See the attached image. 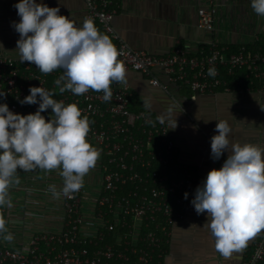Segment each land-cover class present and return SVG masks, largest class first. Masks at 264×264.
<instances>
[{
  "label": "built area",
  "instance_id": "1",
  "mask_svg": "<svg viewBox=\"0 0 264 264\" xmlns=\"http://www.w3.org/2000/svg\"><path fill=\"white\" fill-rule=\"evenodd\" d=\"M87 3L86 18L112 39L126 75L140 72L151 76L153 85L167 88L154 75L158 68L170 82L196 92L222 88L264 93V43L258 42L252 50L242 45L235 52L226 45H214L199 56L181 48L153 55L133 49L116 32L112 24L115 0ZM217 15L216 0H208L198 10V27L214 31ZM210 67H215V77L208 75ZM239 72L251 83L258 80V86H244L236 78ZM63 75L62 68L43 74L34 64L22 63L0 49V91L6 93L0 103L14 113L33 114L39 105L21 101L30 95V87L42 86L55 93L57 101L77 104L90 121L87 139L100 153L91 186L85 176L78 191L60 195L63 219L57 229L33 231L21 246L14 247L1 242L3 225L0 264H162L173 226L185 218L195 174L179 161L178 145L167 123L146 110L132 109L134 93L125 79L112 83V98L105 102L103 92L61 93L55 82ZM51 113L48 109L42 114ZM2 216L0 209V220ZM242 264H264V230Z\"/></svg>",
  "mask_w": 264,
  "mask_h": 264
},
{
  "label": "crops",
  "instance_id": "2",
  "mask_svg": "<svg viewBox=\"0 0 264 264\" xmlns=\"http://www.w3.org/2000/svg\"><path fill=\"white\" fill-rule=\"evenodd\" d=\"M19 0H0V49L19 58L17 41L20 36L12 26L19 22L14 5ZM49 7H60V14L82 25L88 10L87 0H37ZM208 0H115L112 24L121 38L133 49L153 55H167L181 48L199 56L214 45L255 47L264 42V17L258 16L250 0H216L218 15L216 29L198 27V10ZM258 39V40H257ZM154 75L167 86H155L151 76L130 71L124 80L133 93L132 109L146 110L169 126L178 145V159L196 176L185 218L175 223L162 264H242L261 231L246 242V247L225 258L215 248V238L207 228V214L198 215L191 201L195 191L212 169L222 167L229 152L214 160L211 138L218 134L217 121L225 120L232 128L235 142L250 143L264 148V93L258 91L227 92L218 89L201 93L179 83L170 82L160 69ZM120 86V84H118ZM28 115L31 113L18 112ZM51 119V115H45ZM177 124L176 128L172 125ZM60 169L46 171H17L6 190L3 210L4 233L1 242L21 246L27 237L38 230H54L63 219L62 199L50 193L63 187ZM86 175L87 185L94 175ZM11 239H7V237Z\"/></svg>",
  "mask_w": 264,
  "mask_h": 264
},
{
  "label": "clouds",
  "instance_id": "3",
  "mask_svg": "<svg viewBox=\"0 0 264 264\" xmlns=\"http://www.w3.org/2000/svg\"><path fill=\"white\" fill-rule=\"evenodd\" d=\"M250 2L253 11L264 17V0ZM14 8L20 17L12 26L20 36L16 50L22 63L34 64L43 74L64 69L55 82L61 93L70 90L79 96L93 90L103 92L105 102L111 100V85L125 79L126 69L112 39L92 19L77 25L60 14V7L37 0H19ZM208 75L215 77V67L208 69ZM29 92L21 103L38 104L33 114H17L0 103V205L6 202V190L18 169H60L62 190L57 192L55 185L50 190L56 197L69 196L81 188L100 156L87 139L90 121L77 104L57 101L55 93L42 86L30 87ZM5 95L0 91V97ZM48 109L52 110L50 120L42 115ZM215 131L212 158L219 160L225 151L229 155L221 168L207 174L191 203L198 215L207 214L215 248L227 258L246 247L254 233L264 230V148L235 142L228 121H217Z\"/></svg>",
  "mask_w": 264,
  "mask_h": 264
},
{
  "label": "trees",
  "instance_id": "4",
  "mask_svg": "<svg viewBox=\"0 0 264 264\" xmlns=\"http://www.w3.org/2000/svg\"><path fill=\"white\" fill-rule=\"evenodd\" d=\"M101 32V31H100ZM102 34H105V33H103V32H101ZM263 40H260L259 41V43L260 44H263L264 42H262ZM249 49H254V47H249ZM233 52H235V51H233ZM244 72H243V74L242 73H240L239 72V75L236 77V78H238V79H242L243 81L242 82H244L243 84H244V86H249V85H251L252 86V88H256L257 86H258V80H253V83H251V80H249V79H246L244 76ZM223 76L224 77H227L226 76V73H223ZM229 80V79H228ZM229 81H231V80H229ZM222 89V88H221ZM107 239H108V241H110L111 240V236H107Z\"/></svg>",
  "mask_w": 264,
  "mask_h": 264
},
{
  "label": "snow or ice",
  "instance_id": "5",
  "mask_svg": "<svg viewBox=\"0 0 264 264\" xmlns=\"http://www.w3.org/2000/svg\"><path fill=\"white\" fill-rule=\"evenodd\" d=\"M255 235V233L252 235V237ZM251 238V237H250Z\"/></svg>",
  "mask_w": 264,
  "mask_h": 264
}]
</instances>
